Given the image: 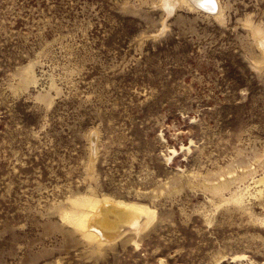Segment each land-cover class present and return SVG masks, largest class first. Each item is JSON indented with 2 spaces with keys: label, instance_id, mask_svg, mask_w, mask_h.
<instances>
[{
  "label": "rangeland",
  "instance_id": "1",
  "mask_svg": "<svg viewBox=\"0 0 264 264\" xmlns=\"http://www.w3.org/2000/svg\"><path fill=\"white\" fill-rule=\"evenodd\" d=\"M162 2L0 0V264H264V0Z\"/></svg>",
  "mask_w": 264,
  "mask_h": 264
},
{
  "label": "bare ground",
  "instance_id": "2",
  "mask_svg": "<svg viewBox=\"0 0 264 264\" xmlns=\"http://www.w3.org/2000/svg\"><path fill=\"white\" fill-rule=\"evenodd\" d=\"M180 1L182 0H163L162 4L168 12H172ZM184 1H187L193 8L195 7L197 9L206 10L217 17H220L219 15H221L222 9L218 0H215L214 4L211 3L210 0ZM258 181L264 182V176L260 177ZM257 191L264 197V191H261L260 189ZM243 194L244 193H242V195ZM72 202L74 203L73 208L69 211L65 210L63 217L80 230L84 234V237L86 236L88 238H97L95 230L89 223L90 218L93 215H95V217L101 215L99 220H97L98 227L112 234L126 227L133 229H136L140 225L143 227V225L148 224L154 216V210L147 205L116 198L114 199L107 196L98 197L91 194H83L72 199ZM106 204L110 205L106 206ZM97 209L99 210L97 211ZM132 226L136 227L134 228ZM99 236L101 237L100 234L98 237Z\"/></svg>",
  "mask_w": 264,
  "mask_h": 264
},
{
  "label": "snow or ice",
  "instance_id": "3",
  "mask_svg": "<svg viewBox=\"0 0 264 264\" xmlns=\"http://www.w3.org/2000/svg\"><path fill=\"white\" fill-rule=\"evenodd\" d=\"M210 2L214 4L215 3V0H210Z\"/></svg>",
  "mask_w": 264,
  "mask_h": 264
}]
</instances>
